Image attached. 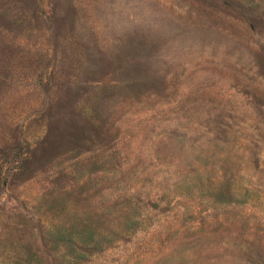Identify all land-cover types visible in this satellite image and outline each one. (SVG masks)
Wrapping results in <instances>:
<instances>
[{"label": "rangeland", "instance_id": "374dc122", "mask_svg": "<svg viewBox=\"0 0 264 264\" xmlns=\"http://www.w3.org/2000/svg\"><path fill=\"white\" fill-rule=\"evenodd\" d=\"M0 264H264V0H0Z\"/></svg>", "mask_w": 264, "mask_h": 264}, {"label": "trees", "instance_id": "16d2710c", "mask_svg": "<svg viewBox=\"0 0 264 264\" xmlns=\"http://www.w3.org/2000/svg\"><path fill=\"white\" fill-rule=\"evenodd\" d=\"M80 243H86V242H85V240H81V242H80Z\"/></svg>", "mask_w": 264, "mask_h": 264}]
</instances>
